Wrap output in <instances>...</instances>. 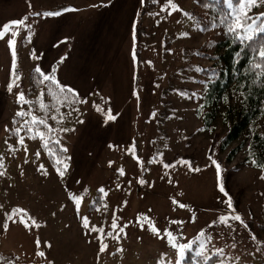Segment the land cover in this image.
I'll list each match as a JSON object with an SVG mask.
<instances>
[{
	"label": "rangeland",
	"instance_id": "1",
	"mask_svg": "<svg viewBox=\"0 0 264 264\" xmlns=\"http://www.w3.org/2000/svg\"><path fill=\"white\" fill-rule=\"evenodd\" d=\"M195 1L128 0L110 22L116 42L105 36L94 59L74 66L73 93L82 106L55 131L69 159L61 177L49 167L44 143L28 139L13 153L2 149L29 73L37 66L49 73L53 67L45 60L67 54L59 46L40 55L32 49L37 3L0 0V27L20 19L26 25L10 26L18 33L0 38V264H184L188 252L214 254L220 264H264L250 230L264 236V152L255 139L257 127L264 132V116L217 150L215 142L246 108L243 97L230 89L206 105L181 95L199 89L191 80L194 66L211 65L193 51L218 37L214 29L210 36L197 28ZM253 8L264 14V0L248 5L245 14ZM51 26L63 29L62 22ZM8 39L14 40V69ZM169 233L177 245H192L183 257Z\"/></svg>",
	"mask_w": 264,
	"mask_h": 264
},
{
	"label": "trees",
	"instance_id": "2",
	"mask_svg": "<svg viewBox=\"0 0 264 264\" xmlns=\"http://www.w3.org/2000/svg\"><path fill=\"white\" fill-rule=\"evenodd\" d=\"M232 3L233 7L229 8L225 0L195 1L192 16L195 19L197 28L202 33H210V36V31L214 29L218 37L216 39L213 38L214 36L207 38L193 51L197 58L208 61L211 65L194 66L193 70L196 75L192 76L191 80L199 85V89L182 91L181 94L188 100L193 98L203 99L206 105L221 97L230 89L237 90L243 97L246 105L244 112L240 115L238 121L214 144L216 145L214 146L215 149L221 151L234 143L250 122L264 116L262 70L255 67L256 64L264 63L256 51L259 42L264 40V32L257 33L253 41H241L228 32L226 25L230 22V14L234 9L235 11L240 10L238 0H232ZM251 6H254V4H251ZM250 10H246L248 23H255L256 25L264 23V14H256L254 8L253 11L250 12ZM238 53L239 55H237ZM51 75L53 76V74ZM64 95L68 96V100L61 103ZM41 98L45 105L43 110L41 109ZM24 101L13 104L14 114L7 123L3 151L13 153L14 149L23 148L28 139L39 141L40 144L44 143L43 151L48 153V161L51 165L49 167L54 168L58 174L63 172V175L60 176L64 177L69 166V159L66 151L60 147L59 143H55L57 141L55 140V131L63 125L65 115L77 112L81 108L82 102L73 92L59 93L50 80L43 79L35 70L29 73ZM18 112H23V115H17ZM33 115L45 120L46 124L50 126L51 131L44 125L38 126L45 133L43 140L36 131L29 133L27 130L34 127L31 123ZM25 121L29 123L25 125ZM21 138H23V144L19 142ZM255 139L257 140L256 145H259L262 152H264V132L260 127L255 129ZM54 158L57 161L59 160V163L54 164ZM3 179L2 165L0 167V183ZM250 230L264 253L263 234L256 233L251 226ZM192 256L194 254L188 252L183 260L184 264H220L214 254L209 256L211 257L210 260H205L204 257L198 255Z\"/></svg>",
	"mask_w": 264,
	"mask_h": 264
},
{
	"label": "crops",
	"instance_id": "3",
	"mask_svg": "<svg viewBox=\"0 0 264 264\" xmlns=\"http://www.w3.org/2000/svg\"><path fill=\"white\" fill-rule=\"evenodd\" d=\"M33 1L37 3V16H35L37 22L34 26L32 49L37 55L48 52L53 46H59V51H65L66 57L59 54L52 60L45 61L51 62L49 67H53L52 69L49 68V74H53L58 81H62L66 84L65 86L75 91V87H72L74 71H76L74 66L79 67L80 62L94 59L95 57L91 54H95L96 45L101 46L103 44L105 36L111 44L116 42L113 37L114 26L110 22L115 15L122 11L121 6L126 4L128 0ZM56 4H62V7L54 9L53 6ZM98 6L105 8L106 11L97 10V8L100 9ZM45 12H59L60 14L45 16L43 15ZM54 22H62L63 29L56 32L51 26V23ZM67 46H69L68 51ZM89 46L93 49L89 50ZM99 50L100 53L101 49ZM67 61H71L73 64L70 66ZM54 68H56V72H54ZM65 75L67 77L69 75L70 79L65 81Z\"/></svg>",
	"mask_w": 264,
	"mask_h": 264
},
{
	"label": "snow or ice",
	"instance_id": "4",
	"mask_svg": "<svg viewBox=\"0 0 264 264\" xmlns=\"http://www.w3.org/2000/svg\"><path fill=\"white\" fill-rule=\"evenodd\" d=\"M142 3H143V0H142ZM169 3H171V0H169ZM225 3L228 4L230 7H233L232 0H225ZM255 3H256V0H238V4H239L240 10L239 11H235V9H234L233 12L230 14V17H231L230 18V22L227 23L226 27H227L228 32L232 33L233 36L236 39H239L241 41H253L255 39L257 33L264 32V23H262L260 25H256L255 23H248V17L246 16L245 11H244V9H246L248 7V5L255 4ZM59 14H60L59 12H45V13H43V15H45V16H55V15H59ZM10 26H25L26 27V25L24 24V20L23 19L12 20L9 23H5L2 27H0V38H3L4 35L6 34V32L9 31V30L13 31L14 35L18 33V31H19L18 28L11 29ZM7 42H8L9 47L13 48L14 40L13 39H8ZM256 51H257V54L259 55V57L261 58V61H264V40H261L259 42V47H258V49H256ZM133 55H134V59H135V54H133ZM237 55H239V53ZM12 57H13L12 65H13V69H14L15 68V64H16V54H15L14 48H13V51H12ZM255 67L262 70L261 71V79H262V82H264V63L256 64ZM35 72L37 74H39V76L42 77L43 79L50 80L53 83V85L56 86V88L58 89L59 93L64 94V93H72V92H74L73 89L68 88L67 86L59 85V82L55 79L54 76L50 75L49 73L44 72V70L41 69L39 66H37L35 68ZM9 88L11 89V85H9ZM18 99H20L21 101H24V94L20 93L19 96H18ZM67 100H68V96L64 95L61 103H63L64 101H67ZM24 102L25 103H30L29 101H24ZM44 107H45V105H44L43 100L41 98V109L43 110ZM17 115H23V112H18ZM108 118L112 119L114 117L109 115ZM28 123H29L28 121H25V125H27ZM31 123L34 125V127L33 128H28L27 129L28 132L32 133L33 131H36L39 134L41 140L44 139L45 133L42 130H40V128L38 127L39 125H44L45 127L48 128L49 131H51L50 126H48L46 124L45 120L40 119V118H38V117H36L34 115L31 118ZM19 142L21 144H23V138H21ZM55 143H59V142L56 141ZM45 146H47V145H45ZM37 155H39V153H37ZM57 162L59 163V160ZM213 163H215V161H213ZM167 166L168 165H166V167ZM0 167H2V162H0ZM40 167L43 168V165H40ZM66 167L67 166L65 165V168ZM216 167H217V170L219 171V167H220L219 164H217ZM60 175H63V172H60ZM139 182L141 184L144 183L143 180H140ZM220 190L223 192L224 191L223 187H221ZM100 191L103 192L104 190L101 188ZM71 198L76 201V205H77V207H79L80 198L77 197V196H74V195ZM229 207H231V204H229ZM24 212H25V210L23 208H20L18 210V214L21 215V216L24 215ZM13 214H17V210H14ZM235 219L238 220V221H241V223H243V221L241 220V218L239 216H236ZM220 220L223 221V222H227L225 217H223V216L220 217ZM21 222L22 223H27V221H25V220H21ZM83 226L84 227H89L88 217L87 216L83 217ZM112 226H113V228L117 227V225L115 223H113ZM3 227H4V229H7V227H8L7 223H5L3 225ZM153 230L154 231H158V229H155V227L153 228ZM174 239L175 238L172 236V234L169 233V242L172 244V246L174 248L178 249V251H177L178 257H183L185 251L187 249L191 248L192 245L191 244H179V245H177L174 242ZM105 247H106V245L101 244L100 250L103 251ZM203 247H204V245L201 244V248H203ZM38 255L43 256L44 253L40 252V253H38ZM2 259L3 258L0 257V260H2ZM204 259L205 260H210L211 257H204ZM177 264H180L179 259L177 260Z\"/></svg>",
	"mask_w": 264,
	"mask_h": 264
}]
</instances>
